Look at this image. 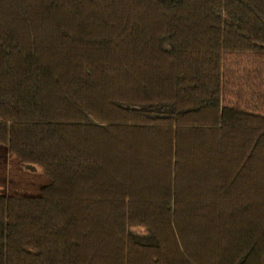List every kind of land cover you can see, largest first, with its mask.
Listing matches in <instances>:
<instances>
[{
	"label": "trees",
	"instance_id": "1",
	"mask_svg": "<svg viewBox=\"0 0 264 264\" xmlns=\"http://www.w3.org/2000/svg\"><path fill=\"white\" fill-rule=\"evenodd\" d=\"M0 157V264H264V0H0Z\"/></svg>",
	"mask_w": 264,
	"mask_h": 264
},
{
	"label": "rangeland",
	"instance_id": "2",
	"mask_svg": "<svg viewBox=\"0 0 264 264\" xmlns=\"http://www.w3.org/2000/svg\"><path fill=\"white\" fill-rule=\"evenodd\" d=\"M259 56L252 53L233 55L226 59L227 71L234 77L229 83L227 94L232 102H238L239 98L251 99L255 102L256 96L261 90L263 76ZM231 85V87H230ZM229 94V95H228ZM254 95V96H253ZM8 161L0 157V169L8 166ZM40 172V170H38Z\"/></svg>",
	"mask_w": 264,
	"mask_h": 264
}]
</instances>
